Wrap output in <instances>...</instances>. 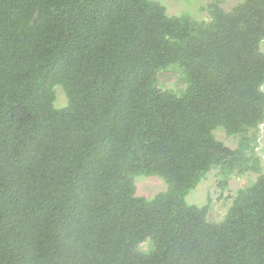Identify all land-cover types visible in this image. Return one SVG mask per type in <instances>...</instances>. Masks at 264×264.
Here are the masks:
<instances>
[{
  "label": "trees",
  "instance_id": "1",
  "mask_svg": "<svg viewBox=\"0 0 264 264\" xmlns=\"http://www.w3.org/2000/svg\"><path fill=\"white\" fill-rule=\"evenodd\" d=\"M205 10L0 0V264H264V0ZM213 169L258 174L218 221L186 200Z\"/></svg>",
  "mask_w": 264,
  "mask_h": 264
},
{
  "label": "rangeland",
  "instance_id": "2",
  "mask_svg": "<svg viewBox=\"0 0 264 264\" xmlns=\"http://www.w3.org/2000/svg\"><path fill=\"white\" fill-rule=\"evenodd\" d=\"M166 6L170 15L190 14L195 18H207L205 7L212 0H156ZM241 0H220V5L224 10H231ZM264 48V44H263ZM158 80L162 87L172 89L180 94L185 90L186 82L181 74L178 64H170L160 70ZM56 89L55 107L61 108L66 105L67 99L64 90L58 86ZM216 137L222 140L231 148L236 147L237 136H228L223 129L215 131ZM260 147L264 144V128H260ZM257 173H248L240 176H232L228 183L229 191H223L218 186L220 175L218 170H211L206 177L192 190L186 200L189 203L202 205L210 203L208 213L209 220H221L230 205L227 195L233 194L237 189L248 185L255 180ZM137 195L152 198L157 193L166 189V183L157 176H138L136 178Z\"/></svg>",
  "mask_w": 264,
  "mask_h": 264
}]
</instances>
